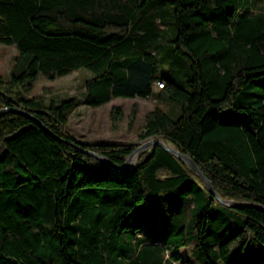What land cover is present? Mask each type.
Segmentation results:
<instances>
[{
	"label": "trees",
	"instance_id": "1",
	"mask_svg": "<svg viewBox=\"0 0 264 264\" xmlns=\"http://www.w3.org/2000/svg\"><path fill=\"white\" fill-rule=\"evenodd\" d=\"M264 0H0V264H264ZM84 68L82 103L156 99L139 139L155 145L114 174L130 143L66 129L75 98L27 96L29 82ZM159 88L155 90V85ZM176 103V104H173ZM170 114H175L170 117ZM110 110L113 125L121 119Z\"/></svg>",
	"mask_w": 264,
	"mask_h": 264
},
{
	"label": "rangeland",
	"instance_id": "2",
	"mask_svg": "<svg viewBox=\"0 0 264 264\" xmlns=\"http://www.w3.org/2000/svg\"><path fill=\"white\" fill-rule=\"evenodd\" d=\"M255 10L264 12V1L255 5ZM14 46L0 44V79L7 81L10 78V70L16 55ZM90 76V72L84 68L71 73L48 80L39 75L29 82L27 96L40 97L47 101L58 103L62 99L75 98L80 101L77 107L67 112V131L76 139L87 143H130L136 146L144 140L139 139V134L144 125V116L153 107H159L165 111L163 104L156 99L141 98H111L108 103L97 107L86 106L82 103L84 82ZM155 90L159 86L155 85ZM176 104V103H173ZM177 105V104H176ZM118 107L122 116L113 125L110 120V110ZM175 114H170L174 117ZM180 261L176 264H196L189 256L188 249L181 247L176 249Z\"/></svg>",
	"mask_w": 264,
	"mask_h": 264
},
{
	"label": "water",
	"instance_id": "3",
	"mask_svg": "<svg viewBox=\"0 0 264 264\" xmlns=\"http://www.w3.org/2000/svg\"><path fill=\"white\" fill-rule=\"evenodd\" d=\"M7 111H17L12 108H2L0 109V115L4 114ZM158 145L162 148H164L166 151L169 153L173 154L176 156L178 159L186 163L197 175L198 177L203 181L205 184L206 188L210 192L211 195H213L217 201L222 204L226 205L229 207H234V208H240L243 206H253L247 203H235L233 201H228V200H223L221 199L215 192L212 183L207 179V177L203 174V172L197 167V165L193 162V160L186 156L185 154L181 153L180 151L176 150L174 147L171 145L165 143L161 138H148L145 141H143L140 145L136 146L131 153L126 157L125 161L121 165H114L112 162H110L108 159L105 157L86 150L85 152L89 155L94 156L105 168L108 170L112 171L114 174H119V173H124L127 170H129L131 167H133L136 162L138 157L145 151L149 150L152 146ZM261 209H264L260 206H257Z\"/></svg>",
	"mask_w": 264,
	"mask_h": 264
},
{
	"label": "bare ground",
	"instance_id": "4",
	"mask_svg": "<svg viewBox=\"0 0 264 264\" xmlns=\"http://www.w3.org/2000/svg\"><path fill=\"white\" fill-rule=\"evenodd\" d=\"M158 85H160V84H158Z\"/></svg>",
	"mask_w": 264,
	"mask_h": 264
},
{
	"label": "built area",
	"instance_id": "5",
	"mask_svg": "<svg viewBox=\"0 0 264 264\" xmlns=\"http://www.w3.org/2000/svg\"><path fill=\"white\" fill-rule=\"evenodd\" d=\"M157 84V83H156Z\"/></svg>",
	"mask_w": 264,
	"mask_h": 264
}]
</instances>
